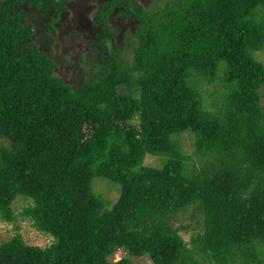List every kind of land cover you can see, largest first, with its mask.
Wrapping results in <instances>:
<instances>
[{
  "label": "trees",
  "instance_id": "obj_1",
  "mask_svg": "<svg viewBox=\"0 0 264 264\" xmlns=\"http://www.w3.org/2000/svg\"><path fill=\"white\" fill-rule=\"evenodd\" d=\"M35 1L0 0V219L30 198L53 242L17 232L0 264H264V0H167L141 16L131 61L111 49L74 81L33 38L20 3Z\"/></svg>",
  "mask_w": 264,
  "mask_h": 264
},
{
  "label": "flooded vegetation",
  "instance_id": "obj_2",
  "mask_svg": "<svg viewBox=\"0 0 264 264\" xmlns=\"http://www.w3.org/2000/svg\"><path fill=\"white\" fill-rule=\"evenodd\" d=\"M153 1L155 0H60L59 8H55L52 1L43 0L30 5L22 2L20 6L28 12L26 23L35 22L33 38L36 43L54 55V49L49 48L53 44L56 50L62 49L67 53V56H54L57 63L55 70L60 74V68L67 67L65 62L70 67L79 66L85 71V68L94 64L93 60L101 55L103 58L110 55L111 49H117L116 54L119 56L116 44L124 41L130 28H133L131 33L137 35L140 18L144 11L152 10L150 6ZM154 7L153 5L152 8ZM138 11L140 16L135 14ZM133 18L136 19V24H133ZM112 34V37L107 38ZM72 53H77L76 57Z\"/></svg>",
  "mask_w": 264,
  "mask_h": 264
},
{
  "label": "rangeland",
  "instance_id": "obj_3",
  "mask_svg": "<svg viewBox=\"0 0 264 264\" xmlns=\"http://www.w3.org/2000/svg\"><path fill=\"white\" fill-rule=\"evenodd\" d=\"M167 0H155L153 1L152 5L150 6V9H152L151 11H155L157 9H161L162 7H164L166 5ZM155 6L154 8H152V6ZM149 12V11H146ZM135 14L137 16H140L141 13L135 12ZM146 14V13H145ZM144 15V14H143ZM133 24H136V19L133 18L132 19ZM139 31V30H137ZM133 32V28H130V31H128L127 35H125L124 37V41H122L121 43H117V48H118V54L120 55V57L122 58V60L125 61H131L133 58V46L130 45V41L133 42L134 44L137 42V37L135 36V34L131 33ZM57 43H55L56 45ZM49 48L54 49V53L55 55H66L67 53L64 52L62 49H60L59 51L55 49L54 44L51 46H49ZM73 57H76L77 53H72L71 54ZM54 56V54H53ZM67 56V55H66ZM257 56L260 58V60H262L264 62V51H258L257 52ZM65 65L68 67H61L60 68V75L66 79H68L69 81H74L76 80L78 77L77 71L78 73L81 74V77L84 75L85 71L82 67L79 66H75V67H70V65L65 62ZM223 68H221L220 74L222 73ZM79 79V78H78ZM219 85L222 86V82L220 80H218L217 82L214 83H206L203 86L204 89V95L206 96L207 100V106L209 109L211 110H216L217 108L214 107L211 102H213V97H207L208 92L213 91L214 88L216 86L220 87ZM262 104L264 106V97L262 98ZM181 143L183 146L184 151L190 155L191 158V162L196 163L197 161V157L194 154V141H195V136L194 134L191 133H184L181 137ZM164 162V159L162 157L159 156H152L149 155L146 160L145 163L147 165H154L156 167H160L162 166ZM104 178H100L97 177L95 179V190L102 193L105 197L109 198L111 201L115 202L118 197H119V193H120V185L118 187V185L109 183L106 180H103ZM32 199H28V198H24V197H19L17 198V200L14 203V211H15V215H16V220L14 222H8L5 220L0 219V243L8 240L10 237H12L13 235H15L17 232H20L25 241L28 244H33V245H40V246H48L49 244H51L53 242V236H51L50 234L44 233L39 231L34 225H33V221L31 218H28L27 216L23 215V210L25 207H27L28 205L32 204ZM182 222L185 223L186 225L189 222H193V226H196V221L193 220H189V218L184 217L182 219ZM179 225V224H178ZM200 229V227L198 228ZM195 232V228H190L189 230H182L181 234L186 238L187 241L190 240L191 236L193 235V233ZM128 256V253L124 250H119L114 256L113 259L114 260H119L122 257ZM131 259L133 260L134 264H154L153 262H151L150 257L148 256H142V257H133L130 256Z\"/></svg>",
  "mask_w": 264,
  "mask_h": 264
}]
</instances>
